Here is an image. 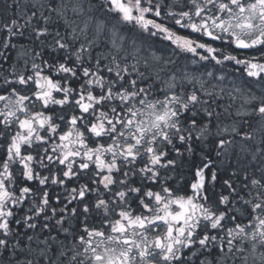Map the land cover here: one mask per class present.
I'll list each match as a JSON object with an SVG mask.
<instances>
[{
	"label": "snow or ice",
	"instance_id": "6c2138e0",
	"mask_svg": "<svg viewBox=\"0 0 264 264\" xmlns=\"http://www.w3.org/2000/svg\"><path fill=\"white\" fill-rule=\"evenodd\" d=\"M19 37L41 50L0 52V264H264V0H33L0 47Z\"/></svg>",
	"mask_w": 264,
	"mask_h": 264
},
{
	"label": "trees",
	"instance_id": "16d2710c",
	"mask_svg": "<svg viewBox=\"0 0 264 264\" xmlns=\"http://www.w3.org/2000/svg\"><path fill=\"white\" fill-rule=\"evenodd\" d=\"M33 2V0H0V27L3 26V21L5 19H9L13 16H15L17 13L23 14V13H28L29 15L31 14V3ZM8 4H12V8H8L7 5ZM16 4H19V8L16 7ZM26 18V17H25ZM20 23L23 22V20L21 19L19 21ZM28 31H25V36H28ZM23 37H19L16 39V49H12V50H4L2 47H0V52H4L6 55L13 57L17 51L19 50L20 45L23 46L22 42L20 41V39H22ZM158 38H155L154 40H149V43L154 47L151 51H155V52H159L160 50L157 49L159 45H162V43L160 41L157 40ZM29 48L28 49H35L36 51H38V44L33 43L31 40H29ZM168 47V46H167ZM169 48V47H168ZM41 50V49H40ZM30 54H34V53H30ZM49 58L48 53L45 54V59ZM37 63H39V60H37ZM227 100L224 101L225 104H227ZM57 122L59 123V120H57ZM186 147V146H185ZM212 146L211 145H205V144H201V143H197L195 145V149H196V156L195 157H191L189 156V154H187V152H184L183 157H180V161L181 164L177 163V167L175 169V171H170L167 174L168 175H172L174 176V179L170 180L169 183L172 184V187L175 188L178 192L182 193L183 191V181L185 179L189 178V170L192 166L193 163H198L199 162V158L201 155H203L205 152H209L210 148ZM210 154L216 158L214 151L212 153V151L210 152ZM174 155V154H173ZM229 155L231 156L232 159V166H228V167H223V165L217 164L220 168V176H221V183L218 184L217 188L215 189V195H213V193L210 191L209 192V196L214 200L216 198H218L221 187L222 185V181L223 179L228 178L231 174L233 169H238L240 167V165L238 164V158L232 156L231 154H225L220 156L224 157L226 159H230ZM220 158H217V160H220ZM247 163V162H245ZM256 165H259V162H255ZM61 166L57 165L55 168H52V172L55 173L56 169L59 168ZM39 171L43 172L44 175H49V171L48 169H39ZM249 171H251V167L249 168ZM62 175V173H61ZM241 179H243L244 173L241 171L239 173ZM183 176V181H181L182 183L177 185V179L178 177ZM86 179V177L81 176V179L79 181H72V182H68V187L71 188L73 186H78L79 183H83L84 180ZM233 179L235 180V177H233ZM49 191L52 193L53 198L55 199L57 196L60 197L61 200H63V197L67 194L65 192V190L63 188H58L57 186H49ZM227 194V193H225ZM42 222V221H41ZM32 234V233H31ZM47 235V233H41L40 234V238H44V236ZM51 235L55 236L56 232L53 231L51 233ZM58 239L63 240V235H60L58 237ZM65 243H67V241H65ZM256 259H257V264H259V252H257L256 254ZM250 258V257H249ZM209 259H211V257H209ZM197 264H199V262H197ZM229 264H231V262H229Z\"/></svg>",
	"mask_w": 264,
	"mask_h": 264
},
{
	"label": "rangeland",
	"instance_id": "374dc122",
	"mask_svg": "<svg viewBox=\"0 0 264 264\" xmlns=\"http://www.w3.org/2000/svg\"><path fill=\"white\" fill-rule=\"evenodd\" d=\"M29 40L30 39H25V38L20 39V41L23 43L22 44L23 46L20 45L19 47H21V48H19V50L17 51V53L12 57L14 60L17 59V58H19L21 64H22L23 59H24V57L21 55V53L23 52L24 48H29V44H30V43H28ZM157 40L162 43V45H159L158 48H157V49L160 50L159 52L152 51L157 56H164L165 58H171L173 61H175V67H178V68H180L182 70L185 67H187L189 70H191L194 67H199V65H193L191 63V57L190 56H189L188 59H185L184 58L185 57V54L178 53V50L177 51H174L173 47L170 44H168L167 41L160 40L159 38ZM153 48L154 47L151 45V50ZM40 49H41V46H38V49L37 50L40 51ZM46 53L47 52H45V54ZM209 70H213V69L210 68ZM201 71H203V69H201ZM225 71H230V69H225ZM229 79L235 80L237 83L243 84V78H240V77L236 76L235 74H232L229 77ZM256 87L258 88L259 86L257 85ZM181 150L183 151V148ZM212 153H213V151H212ZM214 154L216 156L215 151H214ZM229 158L230 159L228 160V159H226L224 157H221L220 160H217L218 161V164L223 165V167L232 166V159H231V156L230 155H229ZM177 163H178V165H179V163L181 164L180 157L177 158ZM169 176H171L172 179H174V176H172V175H169ZM183 179H184L183 176L178 177V179H177V185L179 183L181 184L182 183L181 181H183ZM249 260L251 261V257L249 258Z\"/></svg>",
	"mask_w": 264,
	"mask_h": 264
},
{
	"label": "flooded vegetation",
	"instance_id": "af4514ba",
	"mask_svg": "<svg viewBox=\"0 0 264 264\" xmlns=\"http://www.w3.org/2000/svg\"><path fill=\"white\" fill-rule=\"evenodd\" d=\"M29 205H30V201H29V204H26V205L24 206V211H25V212L27 211V207H28ZM20 215H23V212H21ZM31 233H32V232L29 231V234H31ZM22 240H23L25 243H27V237H22ZM32 246L35 247V246H36V243L34 242V243L32 244Z\"/></svg>",
	"mask_w": 264,
	"mask_h": 264
}]
</instances>
